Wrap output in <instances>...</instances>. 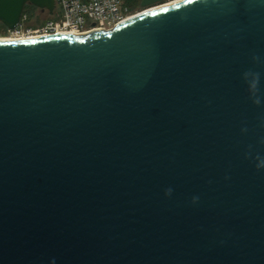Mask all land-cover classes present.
Segmentation results:
<instances>
[{
	"label": "water",
	"instance_id": "obj_1",
	"mask_svg": "<svg viewBox=\"0 0 264 264\" xmlns=\"http://www.w3.org/2000/svg\"><path fill=\"white\" fill-rule=\"evenodd\" d=\"M141 7L0 41V264H264V0Z\"/></svg>",
	"mask_w": 264,
	"mask_h": 264
},
{
	"label": "built area",
	"instance_id": "obj_2",
	"mask_svg": "<svg viewBox=\"0 0 264 264\" xmlns=\"http://www.w3.org/2000/svg\"><path fill=\"white\" fill-rule=\"evenodd\" d=\"M139 14V13H137ZM128 0H56V10L42 25L31 27L27 15L20 24L8 29L13 40L31 39L54 34L84 35L111 30L136 16Z\"/></svg>",
	"mask_w": 264,
	"mask_h": 264
},
{
	"label": "rangeland",
	"instance_id": "obj_3",
	"mask_svg": "<svg viewBox=\"0 0 264 264\" xmlns=\"http://www.w3.org/2000/svg\"><path fill=\"white\" fill-rule=\"evenodd\" d=\"M38 10L39 11H36V13H37L36 15H38V17H40L39 20L37 22H34L35 24H32V25H30V21H28V24L31 27H38V26L42 25L47 20V18L49 17L47 13L42 12L40 9H38ZM142 11H144V9L142 7H140L139 9L134 11V13L137 14V13H141ZM25 15H27L28 20H29V18H30L29 14H25ZM9 37H10V33L8 31V28L4 24L0 23V38H9Z\"/></svg>",
	"mask_w": 264,
	"mask_h": 264
},
{
	"label": "trees",
	"instance_id": "obj_4",
	"mask_svg": "<svg viewBox=\"0 0 264 264\" xmlns=\"http://www.w3.org/2000/svg\"><path fill=\"white\" fill-rule=\"evenodd\" d=\"M141 3H142V0H128V6L130 7V9L133 12L141 7ZM36 11H39L38 8H36L32 5H27L25 8L24 14H29L30 25L35 24L34 22H37L40 18V17H38V15H36L37 14ZM45 13L48 14V12H45ZM48 16L49 17L47 19L50 18L49 14H48Z\"/></svg>",
	"mask_w": 264,
	"mask_h": 264
},
{
	"label": "bare ground",
	"instance_id": "obj_5",
	"mask_svg": "<svg viewBox=\"0 0 264 264\" xmlns=\"http://www.w3.org/2000/svg\"><path fill=\"white\" fill-rule=\"evenodd\" d=\"M12 38H0V41H12Z\"/></svg>",
	"mask_w": 264,
	"mask_h": 264
},
{
	"label": "clouds",
	"instance_id": "obj_6",
	"mask_svg": "<svg viewBox=\"0 0 264 264\" xmlns=\"http://www.w3.org/2000/svg\"><path fill=\"white\" fill-rule=\"evenodd\" d=\"M171 190H169V192H170Z\"/></svg>",
	"mask_w": 264,
	"mask_h": 264
}]
</instances>
